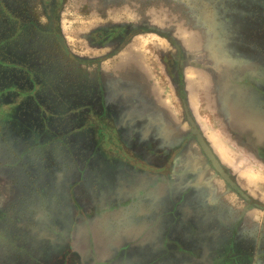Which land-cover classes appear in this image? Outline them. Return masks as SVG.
<instances>
[{
    "label": "rangeland",
    "instance_id": "1",
    "mask_svg": "<svg viewBox=\"0 0 264 264\" xmlns=\"http://www.w3.org/2000/svg\"><path fill=\"white\" fill-rule=\"evenodd\" d=\"M61 18L73 53L109 55L100 66L106 107L121 142L147 163L116 160L106 136L101 150L73 115L48 123V134L37 118L0 126V264H155L162 243L174 248L179 237L164 213L176 189L164 188L163 164L153 162L189 132L172 57L206 140L242 189L264 204V159L244 136L255 131L259 145L264 124L243 86L264 80V0H64ZM121 22L144 32L115 54L111 46H88L92 29ZM29 143L40 145L24 153ZM180 153L174 172L184 182L196 171L215 192L225 190L194 139Z\"/></svg>",
    "mask_w": 264,
    "mask_h": 264
},
{
    "label": "flooded vegetation",
    "instance_id": "2",
    "mask_svg": "<svg viewBox=\"0 0 264 264\" xmlns=\"http://www.w3.org/2000/svg\"><path fill=\"white\" fill-rule=\"evenodd\" d=\"M63 6L64 0H0V126L19 117L37 118L43 134H48L50 123L59 120L62 122L73 115L81 119L79 129L91 131L101 150H105L103 138L106 136L108 143L112 144L110 149L116 160L147 163L121 142L114 114L106 107L100 66L109 55L99 54L94 58L71 51L61 26ZM142 32L143 28L124 22L105 24L92 29L86 42L95 49L111 46L115 54ZM171 60L177 68L178 93L182 105L184 98L181 94L184 90L183 85L180 86V79L183 83V73L179 58L172 57ZM82 67L90 70H83ZM256 72L257 70L252 74ZM263 82L260 79L250 85H243L251 88L249 109L255 113L257 122L262 124ZM182 112L185 118L183 106ZM44 117L47 120L44 121ZM23 126L26 127L25 130H31L29 125ZM251 129L253 128L250 126ZM244 136L246 145L255 148V152L264 159V138L256 145L255 137L258 135L255 131L245 133ZM190 139L193 138L185 136L168 152L160 154L161 156L155 154L160 157L153 160L163 164L159 171H163L161 176L164 188L176 189L174 197L166 200V205L171 208L165 210L164 216L169 218V230L174 227L175 237H179L173 240L174 248L162 243L164 251L155 258L154 263L264 264V224L257 226V220L251 221L247 215L252 210L264 211V204L242 189L228 166L222 164L237 187L248 196V200L231 189L210 168L205 158L202 163L222 180L224 191L215 192L209 181L199 179L196 171H193L194 180L190 184L175 174L176 160L184 143ZM39 145H22V150L24 153L31 152L32 147ZM121 153H125L127 157ZM146 169L156 172L152 164H146ZM174 177L177 180L171 182ZM226 194L233 195L231 201L225 198ZM246 206L248 208L241 215ZM164 238L167 241V236Z\"/></svg>",
    "mask_w": 264,
    "mask_h": 264
},
{
    "label": "water",
    "instance_id": "3",
    "mask_svg": "<svg viewBox=\"0 0 264 264\" xmlns=\"http://www.w3.org/2000/svg\"><path fill=\"white\" fill-rule=\"evenodd\" d=\"M182 106L185 114V120L189 126V132L186 135L188 138H193L199 147L202 155L207 160L210 168L233 190H235L238 194H240L245 200H248V196L237 187L236 183L233 181L230 174L225 170L224 166L222 165L221 161L213 151L212 147L206 140L204 134L202 133L201 129L199 128L198 124L194 120L193 116L190 114L188 110V106L184 99H182ZM248 206H246L241 215L244 214Z\"/></svg>",
    "mask_w": 264,
    "mask_h": 264
},
{
    "label": "crops",
    "instance_id": "4",
    "mask_svg": "<svg viewBox=\"0 0 264 264\" xmlns=\"http://www.w3.org/2000/svg\"><path fill=\"white\" fill-rule=\"evenodd\" d=\"M248 218H250L251 221L262 219L264 217V211L260 210H252L247 213Z\"/></svg>",
    "mask_w": 264,
    "mask_h": 264
},
{
    "label": "trees",
    "instance_id": "5",
    "mask_svg": "<svg viewBox=\"0 0 264 264\" xmlns=\"http://www.w3.org/2000/svg\"><path fill=\"white\" fill-rule=\"evenodd\" d=\"M181 81H182V79H180V86H182V85H183V83H182ZM181 96H183V94H181Z\"/></svg>",
    "mask_w": 264,
    "mask_h": 264
}]
</instances>
